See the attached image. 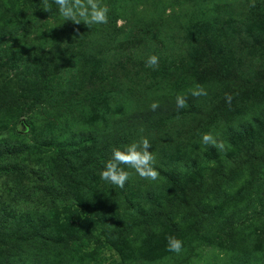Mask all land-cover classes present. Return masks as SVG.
I'll list each match as a JSON object with an SVG mask.
<instances>
[{
  "label": "rangeland",
  "instance_id": "obj_1",
  "mask_svg": "<svg viewBox=\"0 0 264 264\" xmlns=\"http://www.w3.org/2000/svg\"><path fill=\"white\" fill-rule=\"evenodd\" d=\"M149 1L153 3L157 0H104L110 9L109 20L107 24L96 25L98 31H114L118 28L126 30L135 23L132 12L136 9L134 6L141 8L143 2L145 6ZM176 1L172 0L174 10L168 8L167 4H161V7H166L163 18L170 15L182 16L179 18H183V22L194 31H204L202 21L194 17H198L200 12L213 17L207 10L213 6L214 0H204V5H200L199 11L193 10L189 2L188 10L182 15L175 5ZM49 2L52 3V0ZM41 7V0H0V100H12L0 107V140L39 146L37 154L32 157L34 162L20 160L21 170L18 173L0 178V204L4 199H7L11 206L19 200H24L30 212L36 216L49 217L60 236L59 246L65 250L62 258L58 256L60 263L131 264L132 255H140L143 264L264 263V154L245 165L242 175H238V170L228 167V171L221 172L220 177L216 166L218 167L225 157H219L218 153L208 146L203 147L202 142L200 147L192 148L195 140H199L196 141L198 144L202 141L203 133L219 131L220 126L223 128L224 124L231 122L230 116L222 115L225 109L232 105L226 98L219 103L216 111L209 114L198 113L199 117L191 118L186 126L193 129L196 126L197 129H194L196 132L192 130L190 133L191 145L184 144L181 148L177 146L180 156L184 159V174L180 184L176 188L172 186L167 191H160L153 198L145 191L141 201L156 209L154 203L156 206V201L168 204L167 197H185L191 200L200 189L205 188L200 184L202 179L215 181L210 192L206 191L209 187L195 201L181 206L175 212L173 223L161 221L155 227L145 226L123 236L117 237L112 233L115 228L109 219L106 220V225L113 235L104 233L95 221L93 225L88 223V219L96 218L95 212L101 210L99 206H103L104 202H111L119 195L123 196L125 189L129 193V189L125 185L123 188L114 186L112 190V184L101 179L100 173L109 157H103L104 152L96 145L93 148L85 145L76 158H71L70 151L66 152L63 158L59 150L60 147H65L61 142L70 136L73 129L94 123L99 117L102 120V115L114 107L115 88L109 77L101 79L104 75L86 71L88 69H85L82 78L78 79L77 73L81 71L78 67L74 68V73L71 72L73 75L57 73L50 81L47 79L43 82L39 79L40 66L31 63L26 47L35 41L37 43L44 39L54 40L62 35L63 24H74L72 21L63 20L54 3L51 13L43 11ZM190 31L187 30V35ZM199 47H205L202 40L196 43V48ZM60 58L61 54L57 53V59ZM76 62L82 64L78 59ZM154 67L147 66V63H130L123 69V74L129 69L152 73L159 68L152 70ZM167 74H170L167 80L169 87L178 91H184L186 85L189 87L191 83L204 77H216L229 85L233 84L235 93L264 91V80L247 84L236 79L232 67L216 63L207 53L202 59L187 57L177 62ZM58 80L63 81V84L57 85ZM74 81H77L75 85L72 84ZM214 114L218 117L214 118ZM233 150L230 149L229 153ZM191 160L197 161V169L187 172ZM37 161L40 166L36 164ZM69 162L79 171L87 167L95 170H90L88 179H83L78 174L76 177H68L66 172L72 168L67 164ZM7 171L14 172L10 167ZM159 178H163L161 173ZM56 179L69 188L66 194L61 195L58 192ZM172 181L169 176V183L164 189L173 184ZM149 182L151 181L145 180L141 186H147ZM39 184H47L52 191H42ZM126 184L129 186V180ZM11 188L12 195L18 188L24 195L15 196L10 200ZM138 188L134 186L135 191ZM53 194L57 204L52 212H48L49 206L43 204L49 203ZM83 200L87 202L86 205L81 204ZM114 205L116 208L117 204ZM40 206L43 207L40 209ZM106 208L116 216L120 214L119 210ZM0 209L12 214V211ZM9 218H12V215ZM9 235L10 232L0 235V264H19L20 261L35 264L39 261L40 252L32 247L30 241L33 239L28 237L26 243L25 234L17 235L16 240H13V236L9 239ZM170 236L183 242L180 253L168 251ZM253 236L256 237L254 242L251 239ZM45 243L47 244V241L43 244ZM35 253L38 255L35 256ZM40 258L42 259L41 256Z\"/></svg>",
  "mask_w": 264,
  "mask_h": 264
},
{
  "label": "trees",
  "instance_id": "obj_2",
  "mask_svg": "<svg viewBox=\"0 0 264 264\" xmlns=\"http://www.w3.org/2000/svg\"><path fill=\"white\" fill-rule=\"evenodd\" d=\"M136 1L141 2L142 0ZM189 2L193 10L197 11L201 10L200 5H204V0H177L175 5L180 9L181 15L188 10ZM212 3L213 6L207 11L212 13L213 17L201 12L198 17H194L202 21L205 26L204 31H194L186 22H183V18H179L182 16L170 15L163 18L166 7H161V4H167L168 8L173 10L174 4L172 0H157L153 3L149 1L145 6L143 2L141 8L135 5L136 9L132 11L135 23L126 30L118 28L114 31L106 29L98 31L96 25L89 27L81 22L78 25L74 23L68 26L66 23L62 25V31L60 30L61 36L54 40L44 39L37 43L35 41L25 49L31 58V63L40 66L39 79L43 82L47 79L50 81L57 73H66V76L73 75L74 68L78 67L81 70L77 73L78 79L82 78L83 72L88 69L86 71L104 75L101 79L109 77L110 83L115 88L116 104L114 107L102 115V120L99 117L94 123L73 129L70 136L65 137L61 142L65 146L60 147L61 157L64 158L65 153L70 151L71 158H76L85 145L91 148L96 145L100 151L104 152L103 157L110 158L113 148L138 141L142 136L147 137L152 145L150 150L155 154L157 161L155 167L163 178L151 181L147 186H141L145 179L139 177L134 170L128 169L132 173L129 186L125 184L129 193L125 189L123 196L119 195L111 202H104L103 206H99L101 210L98 213L95 212L96 218L88 219L89 224L93 225L95 221L106 234L119 237L145 226L155 227L161 221L173 223L175 212L181 206L195 201L207 188L210 187L206 190L207 192L212 190L211 186L215 184V181L202 179L200 184L205 188L200 189L196 197L191 200L185 197H167L168 204L156 201V206L154 203L156 209H152L149 204L141 201L145 191L153 198L160 191H167L172 186L176 188L180 184L184 174L182 171L184 159L177 149L184 144L191 145L190 133L192 130L196 132L194 129H197L196 126L194 129L186 126L189 125L191 118L199 117L198 113L209 114L216 111L220 106L219 103L224 101L226 96H231L232 105L226 108L222 115L230 116L231 122L224 124L223 128L220 126L219 131H211L219 141L225 143V150L203 144V147L208 146L212 151H216L219 157H225L223 162L221 160L218 167L216 166L217 174L222 177L221 172H227L230 167L231 170H238V175H242L245 165H249L264 154V91L235 93L233 84L229 85L216 77L201 78L191 83L189 87L186 85L184 91L173 90L169 87L167 80L170 74H167V71L169 72L172 66L187 57L202 59L206 53L216 63L232 67L236 79L247 84L263 82L264 0H214ZM187 30H191L189 35H187ZM194 37L196 42H194ZM201 40L205 47L198 49L196 43ZM57 53L61 54L62 58L57 59ZM151 55L159 58L155 66L159 68L156 71L151 73L129 69L123 74V69L127 65L130 63L145 64ZM77 59L82 64L77 63ZM77 81L72 84L75 85ZM62 84L63 81H57V85ZM196 85H202L207 95L192 96L191 90ZM180 94L186 96L187 107L178 109L176 96ZM9 101L12 100L1 99L0 107ZM153 101L159 102V107L155 111L150 108ZM216 117H218L217 114H214V118ZM196 141L199 142L195 140V146L193 142L192 148L200 147L202 141L199 144ZM37 147L39 146L36 144H14L0 140V178L18 173L21 170L20 160L27 159V161L34 162L32 157L37 154ZM230 149H234L233 152L229 153ZM36 164L39 165V162L37 161ZM67 164L73 168L71 162ZM189 165L187 172H194L197 169V161L191 160ZM8 167L14 172L7 171ZM72 168L71 171L66 172L68 177H76L78 174L83 179L90 178L91 171L95 170L92 167L80 171ZM167 176L171 177L173 184L164 189L169 183ZM56 181L55 186L58 192L61 195L66 194L69 188L61 180L56 179ZM38 186L44 192L52 191L47 184ZM134 186L139 187L138 192L135 191ZM110 187L113 190L116 186L111 185ZM20 190L18 188L17 192L12 195L11 188L10 200L15 196L24 195ZM179 193L185 194L183 191ZM7 201L4 199L0 208L12 211V214L0 209V235L10 232L9 239L13 236V240L14 238L16 240L17 235L25 234L26 243H28V237L33 239L30 240L32 247L39 251L42 257L41 259L39 256V261L35 264H65L60 263L58 259V256L62 258L65 250L59 246L60 236L52 220L47 216H36L30 212L24 200L15 202L13 206ZM86 203L85 200L81 202L82 205ZM56 204L57 200L53 194L50 202L43 206L48 205V212H52ZM114 204H117L116 208ZM106 207L119 210L120 214L116 216ZM124 208L127 212L123 210ZM16 213L20 215L17 216ZM11 215L12 218H9ZM107 219L115 228L113 234L109 232L110 229L106 225ZM251 239L254 242L256 237L253 236ZM44 241H47V244H43ZM33 248L31 249L34 250ZM36 255L38 254L35 253ZM7 256L10 255L7 254ZM130 262L131 264H143L140 255H132ZM6 264L12 263L7 262ZM19 264L28 263L20 261Z\"/></svg>",
  "mask_w": 264,
  "mask_h": 264
},
{
  "label": "clouds",
  "instance_id": "obj_3",
  "mask_svg": "<svg viewBox=\"0 0 264 264\" xmlns=\"http://www.w3.org/2000/svg\"><path fill=\"white\" fill-rule=\"evenodd\" d=\"M41 9L45 12H52V3L57 6L59 15L64 21H72L75 24L83 22L89 27L93 25H104L109 20V7L104 0H41ZM159 58L151 55L147 59V66L154 67L158 64ZM192 96L207 95L202 85H196L191 90ZM226 100L230 103L231 96H226ZM159 107L158 101H153L150 105L151 110L155 111ZM176 107H187V98L183 94L176 96ZM143 131V130H141ZM204 145H211L219 150H225V143L219 141L217 136L212 132H205L201 137ZM152 145L147 137L142 136L138 141L113 148L111 157L105 162L104 168L100 173L101 179L110 184L123 188L130 179L132 173L128 169H132L142 179L149 181H157L160 173L155 167L157 161L153 153ZM126 166V167H125ZM183 242L174 237L168 238V251L180 253Z\"/></svg>",
  "mask_w": 264,
  "mask_h": 264
}]
</instances>
